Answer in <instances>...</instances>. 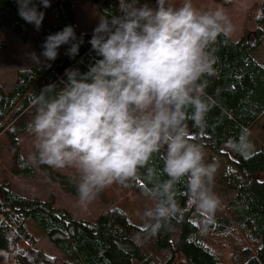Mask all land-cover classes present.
Segmentation results:
<instances>
[{"label": "trees", "instance_id": "obj_1", "mask_svg": "<svg viewBox=\"0 0 264 264\" xmlns=\"http://www.w3.org/2000/svg\"><path fill=\"white\" fill-rule=\"evenodd\" d=\"M88 1L98 6L103 17L122 15L121 0ZM35 2L44 12L39 30L34 26L32 31L36 48L42 53L49 34L71 25L79 51L70 57V45H61L54 61L44 57V63L18 70L7 93L0 85V136L7 138L12 149V172L24 176L35 174L18 144L19 138L29 132L27 124L35 114L32 93L38 94L48 84L59 89L67 80L66 69L84 73L102 58L89 43L93 33L78 31L72 0H49L48 8ZM145 3L156 6V0H138L137 6ZM168 3L177 7L173 0ZM30 25L19 16L16 0H0L1 31H11L26 43ZM263 36L264 0L249 9L238 39L220 34L210 45L215 73L202 78L208 111L201 126L190 118L186 120L189 140L208 150L214 164L218 158L223 162L221 175L232 193L223 207L210 216L200 213L180 182L175 200L181 211L155 235L145 233L143 225L132 220L126 195H147L152 187L147 181V168L159 173L163 153L154 154L135 177L115 182L116 189L122 190L121 200L118 198L91 221L57 207L53 195L47 200L24 196L4 181L0 183V264H264V62L257 56ZM242 130L251 144L244 155L230 147V141L239 139ZM35 162L57 180L63 191L77 197L74 174L58 175L51 166ZM159 179L167 177L161 175ZM102 193L98 195L103 198ZM44 239L63 257L36 248ZM146 241L166 256L164 263L150 255Z\"/></svg>", "mask_w": 264, "mask_h": 264}, {"label": "clouds", "instance_id": "obj_2", "mask_svg": "<svg viewBox=\"0 0 264 264\" xmlns=\"http://www.w3.org/2000/svg\"><path fill=\"white\" fill-rule=\"evenodd\" d=\"M19 16L39 30L44 12L35 0H16ZM43 8L49 0H38ZM121 0V16L101 17L89 41L101 59L87 72L66 69L63 87L43 86L32 93L35 114L27 124L34 134L30 159L57 169H74L78 204L87 208L107 186L137 175L154 154L163 168H147L154 201L143 213V230L155 235L181 211L176 185L183 182L196 209L210 216L219 200L211 185L216 171L202 145L189 140L186 120L201 126L208 111L205 76L215 73L209 51L218 35L233 25L223 10L200 11L190 0L174 7L168 0L137 6ZM71 25L49 34L42 56L54 61L61 45L74 57L79 42ZM241 155L251 149L247 133L230 141ZM167 179L160 180L159 176Z\"/></svg>", "mask_w": 264, "mask_h": 264}, {"label": "rangeland", "instance_id": "obj_3", "mask_svg": "<svg viewBox=\"0 0 264 264\" xmlns=\"http://www.w3.org/2000/svg\"><path fill=\"white\" fill-rule=\"evenodd\" d=\"M175 6H181L185 0H173ZM263 0H190L193 7L200 11L215 10L223 8L228 15L232 25L233 31L229 35L233 39H238L242 32V23L245 15L249 9L257 2ZM76 15V25L78 31L93 33L97 27L100 18L103 17L97 5L92 4L88 0H72ZM34 25L28 27L29 40L26 43L21 42L11 31L0 30V85L4 92H8L12 87L16 72L20 69H26L33 64L44 63V57L35 44L31 41L32 31ZM258 58L264 62V36L262 47L257 52ZM35 136L28 132L22 135L19 140L20 153L33 165L35 174L33 176H24L14 174L12 172L13 158L12 149L4 135L0 136V183L7 181L9 185L18 193L29 196L37 197L42 200H47L53 195L56 206L68 210L73 216L81 218L86 221L95 219L100 213L117 202V199L122 197L120 189H116V184H111L103 189V198H97L83 208L78 204V197L70 195L63 191L58 184L57 180L51 178L48 173L44 172L35 160L30 159V156L35 152L34 148ZM206 163H213V155L204 149ZM216 171L212 181V191L215 193L219 200L218 207H223L231 198L232 193L227 189L224 183L222 174L223 162L217 159ZM58 175L74 174V169L65 168L57 169L52 167ZM128 210L132 220L137 224L144 223L143 213L147 207L153 205L154 201L147 195L128 193ZM105 199V201H103ZM121 200V199H120ZM136 240H141L135 237ZM146 247L150 255L157 258V261L164 263L166 256L160 254L154 247L146 241ZM36 248H42L47 253L63 257L62 254L55 249V247L46 239L41 244L36 245Z\"/></svg>", "mask_w": 264, "mask_h": 264}, {"label": "crops", "instance_id": "obj_4", "mask_svg": "<svg viewBox=\"0 0 264 264\" xmlns=\"http://www.w3.org/2000/svg\"><path fill=\"white\" fill-rule=\"evenodd\" d=\"M233 39V38H232ZM233 40H236V39H233Z\"/></svg>", "mask_w": 264, "mask_h": 264}]
</instances>
